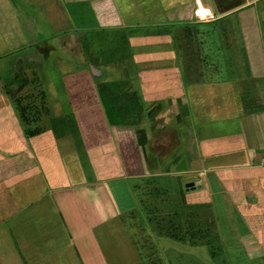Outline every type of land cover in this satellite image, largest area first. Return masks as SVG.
Returning <instances> with one entry per match:
<instances>
[{"label":"crops","instance_id":"1","mask_svg":"<svg viewBox=\"0 0 264 264\" xmlns=\"http://www.w3.org/2000/svg\"><path fill=\"white\" fill-rule=\"evenodd\" d=\"M121 248L264 264V0H0V264Z\"/></svg>","mask_w":264,"mask_h":264},{"label":"rangeland","instance_id":"2","mask_svg":"<svg viewBox=\"0 0 264 264\" xmlns=\"http://www.w3.org/2000/svg\"><path fill=\"white\" fill-rule=\"evenodd\" d=\"M31 7H32V9H31ZM31 7H30V9H31V11L33 12V14H35L36 16L40 13V12H38L39 11V7L37 6V4H32L31 5ZM18 13L19 14H24L25 12H28V10H25V7L24 6H22V5H18ZM47 31L49 32V34L50 33H52V32H50V31H53V29L52 28H47ZM46 36H48L47 34H46ZM45 36V34H43V32H42V30H41V28H40V30H39V36H38V38L39 39H43L44 37H46ZM26 44H22V46H25ZM72 61L73 62H76V60L75 59H72ZM165 241V242H168V240H169V238L168 237H165V236H158L156 239H155V236L154 237H151V238H149V239H146V242L147 243H149V242H151L152 241V243H154L155 242V246H159L158 244H160V246H162L161 244H162V242H163V240ZM131 240V238H129V241ZM172 241H171V243H173V239H171ZM125 241H126V243H128V244H131L129 241H128V238L125 236ZM170 241V240H169ZM175 243L177 244H180V245H178L177 247L178 248H181V249H183L184 248V246H183V242H179V240L178 239H176L175 238ZM128 247V246H127ZM147 248H149V249H151L152 248V246H146ZM129 248V247H128ZM149 253L148 254H151L152 253V251H148ZM121 254H123L124 256H122V257H120V255ZM131 255H133V257L134 256H137L136 255V253L134 252L133 254H132V251H130L129 249H128V255L126 256L125 255V253H124V248H121V250H114V252H113V259H114V264H116V262L117 261H123V262H125V264H131L130 262H132L131 261V258H129ZM126 256V257H125ZM139 258V257H138ZM142 259V258H141ZM183 259V258H182ZM151 261L152 260H148V261H145V263L144 264H151ZM164 261H162V264H167V263H163ZM184 264V260H178V258L176 257V259H175V262H173V264ZM170 264H172V262L170 263Z\"/></svg>","mask_w":264,"mask_h":264},{"label":"built area","instance_id":"3","mask_svg":"<svg viewBox=\"0 0 264 264\" xmlns=\"http://www.w3.org/2000/svg\"><path fill=\"white\" fill-rule=\"evenodd\" d=\"M199 8V7H198ZM197 10L198 9H196V14H197V16H198V18H201V19H208V18H212V13L211 12H209V10L207 9V8H204V14L203 15H201V14H199L198 12H197Z\"/></svg>","mask_w":264,"mask_h":264},{"label":"bare ground","instance_id":"4","mask_svg":"<svg viewBox=\"0 0 264 264\" xmlns=\"http://www.w3.org/2000/svg\"><path fill=\"white\" fill-rule=\"evenodd\" d=\"M203 11H204V7L200 4V6H199L197 12H198L199 14L203 15V14H204Z\"/></svg>","mask_w":264,"mask_h":264}]
</instances>
